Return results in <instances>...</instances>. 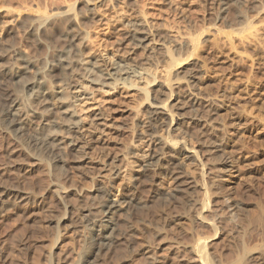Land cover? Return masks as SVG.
Instances as JSON below:
<instances>
[{
    "label": "rangeland",
    "instance_id": "374dc122",
    "mask_svg": "<svg viewBox=\"0 0 264 264\" xmlns=\"http://www.w3.org/2000/svg\"><path fill=\"white\" fill-rule=\"evenodd\" d=\"M86 2L92 6L83 27L86 53L104 66L123 61L145 69L147 84L145 79L133 88H100L83 81L85 92H66L63 108L57 96L56 109L69 107L89 129L80 135L84 140H90V124L98 117L106 124L105 143L88 142L83 167L61 164L59 173L49 159L36 160L26 144L0 130V192L10 198L0 209V264L80 263L92 247L87 221L100 212L101 186L113 198L132 190L143 207L126 214L121 244L100 252L94 264H204L202 243L212 264H264V0H0V65H21L33 56L43 62L64 40L33 42L18 24L19 15L29 19L39 5L48 12L74 5L78 13ZM134 25L152 32L155 41L153 51L127 61L124 33ZM10 46L16 53L4 55ZM0 80L5 108L15 90ZM152 102H163L179 119L174 129L157 123L156 135L196 153V160L178 164L196 183L190 192L177 193L171 174L141 172ZM35 129L42 142L54 127ZM114 157L121 158L116 178L103 167ZM17 194L30 199L15 202Z\"/></svg>",
    "mask_w": 264,
    "mask_h": 264
},
{
    "label": "bare ground",
    "instance_id": "6f19581e",
    "mask_svg": "<svg viewBox=\"0 0 264 264\" xmlns=\"http://www.w3.org/2000/svg\"><path fill=\"white\" fill-rule=\"evenodd\" d=\"M88 2L84 4L83 8L85 9L82 7L79 8L81 10H79L78 13H75V9H77V7L74 9V5L71 7L73 8V11L75 10L74 12L71 8L64 11H55V9L54 11L51 10L53 12H48L49 7H47L48 10L44 9V11L43 8L46 7H42L41 9L39 5V9L37 8L36 11L38 15L34 14L35 16H33L30 12L33 17L30 16L29 19H27L25 15L23 16V14L19 15L17 19L18 24L23 26L24 30L26 29L27 37L33 42H43V44L45 42L49 44L52 43L54 39H57L56 41L58 42L60 40L61 42V36L64 38V40L62 41V45L59 43L60 46L56 47L54 53L48 56L43 62L39 59L40 57L37 59L35 56H33V58L35 57L36 59H31V57L30 59H27V57L22 59L20 57L22 59L21 65H13L11 64L13 63L11 60H9L10 63L6 62L4 65H0V78L6 80L8 84H12L15 90H12V94L10 93L11 95L9 96L8 104L5 105L6 107L3 108L1 105L0 130L9 133L14 140L26 144L31 150L35 152L34 158L36 160L43 157L49 159L56 171L61 170V164L63 166L75 165L76 167H83L87 159L84 157V153L87 145H89L88 142L91 141L100 145L103 142L105 143L103 137L104 129H102V127L106 125L102 122L103 119L98 117V120H96L97 122H95V124H90L94 126V128L89 126L93 129H90V131H92L90 134V140H84L80 135L85 130L89 131V129L85 128L79 120L74 118L75 114L71 111L72 109H69V107L64 111H58L56 109L57 107H55L54 101H56L58 95H60V98L58 97L57 102L61 105L64 104L61 100L66 99V92L70 91L72 94H78L79 92L84 93L86 88L84 84L80 85L83 81H86L91 85L100 86V88L106 85L109 86V84L111 86L113 85L114 87H116V85L119 86L118 84H120L133 88L137 86V84L142 80L145 81V79V83L147 84L148 73L145 69H141L140 67L137 68V66L130 68L129 65L123 61H118L116 63L113 62L112 64H109V66H104L99 60L90 57L89 54L86 53V49L84 50V48H86L87 45H85L84 42L86 40L85 35H87V32L84 34L83 27L84 24L87 22L89 23V21H85L87 18H89L88 15H90L88 9L92 7ZM20 9L18 14H20ZM24 9L26 10L27 8ZM33 10L35 11L36 9ZM17 11L15 13H17ZM92 18L95 19V17ZM91 23H93V21ZM15 24L16 27L14 28L17 29L18 33H20L21 30H18V27L20 26L17 27V23ZM138 27H140V25ZM138 27L136 28L135 26L134 28H130V31L128 28H126L128 31L126 30V33L122 32L127 36H125L127 40L122 44H127L126 46H128V52L125 59L127 61L135 60V56L137 54L140 55V53L153 51L152 45L155 41L154 34H152L150 31L144 30V28L141 29ZM14 28L13 32L16 30H14ZM7 31L8 34H11L12 32V30L11 32H9V30ZM59 35L61 39L57 38ZM22 36H20V38H22ZM3 38L5 39V37ZM29 46H31V48L33 47L32 45ZM157 46L159 50L164 48L162 43H159ZM12 47L15 49L14 45H12ZM13 48H11V46L5 50L2 48L5 51V54H3H10L13 51ZM16 51L14 52L16 53ZM14 56L11 55L10 57L14 58ZM9 58L6 57L5 59ZM123 58H125V56H123ZM155 81L156 80L151 82L148 80V84L151 83L158 85V83H154ZM0 82L2 81L0 80ZM6 84L4 81V85ZM10 87L11 86L8 88ZM16 87L18 90H16ZM114 87L112 88L114 89ZM52 95H56L54 96L55 100L52 99ZM78 97L80 98V96ZM61 107L63 108L62 105ZM146 112L150 133L147 135L148 153L145 156V162L143 163L141 172H153V174L157 175H161L163 173L171 174L174 177L175 183L177 184V193L190 192L194 190L196 183L183 172L178 170V164L181 160L183 161V159L196 160V153L191 149H188L183 143H169L167 140L158 137L154 130L156 124L159 122H163L168 126V128L174 129V127L177 126L179 119L168 113L167 106L164 105L163 102H152L148 105ZM37 126L43 130L47 127H54V129L48 130L49 133H47L46 138L42 142H39V133L35 129ZM55 128H63L68 134H71V136H63L61 131ZM120 161V157H114L103 167H110L109 170H111L112 175L114 178H116L119 175V167H117V164ZM136 183H138V180ZM230 184V182H225L223 183V186H229ZM7 195L8 194L5 192H0V209L2 208L1 206H3L6 202H10V198L9 201L6 200L8 197ZM97 195L101 200L99 203L100 212L98 215H92V217L90 216L87 221V226L89 227V231L91 233L92 241L90 242H92V247H89L90 249L86 250L85 254L82 253L83 258L78 264L97 263L100 252H108L115 248L121 242L122 233L120 234L119 228H121L120 226L122 225L123 221L126 220V214L129 212H137L139 211L138 209L143 207L142 203L138 200L139 198H136L135 192H132V190H129L121 197L113 198L111 189L107 188L106 186H101L97 189ZM29 199L30 196L27 194H17L14 200L16 202V200L26 201ZM261 207H263V205ZM198 252L204 264H212V261L210 263V258H208L209 256L207 255L206 245L204 243L199 246Z\"/></svg>",
    "mask_w": 264,
    "mask_h": 264
}]
</instances>
